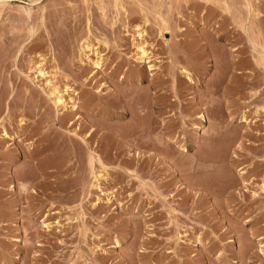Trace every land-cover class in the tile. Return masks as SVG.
I'll return each instance as SVG.
<instances>
[{"label": "rangeland", "instance_id": "1", "mask_svg": "<svg viewBox=\"0 0 264 264\" xmlns=\"http://www.w3.org/2000/svg\"><path fill=\"white\" fill-rule=\"evenodd\" d=\"M0 264H264V0H0Z\"/></svg>", "mask_w": 264, "mask_h": 264}, {"label": "bare ground", "instance_id": "2", "mask_svg": "<svg viewBox=\"0 0 264 264\" xmlns=\"http://www.w3.org/2000/svg\"><path fill=\"white\" fill-rule=\"evenodd\" d=\"M26 11V13H27V10H25ZM28 14V13H27ZM27 16V15H26ZM30 37V36H29ZM15 38V37H14ZM255 45V44H254ZM83 47V46H82ZM140 53V52H139ZM260 53V52H259ZM143 55V54H142ZM263 56V55H262ZM38 71V70H37ZM39 73L40 74H42V75H44V72L43 71H41V70H39ZM221 87V86H220ZM62 99V98H61ZM61 99L60 98H58L56 101H55V104H56V102L57 103H59V102H61ZM73 105V104H72ZM74 106V105H73ZM63 107V106H62ZM76 108V107H75ZM59 113V112H58ZM59 115V114H58ZM61 115V114H60ZM43 138V137H42ZM165 145V144H164ZM224 149V148H223ZM89 154H90V152H89ZM92 159H93V157L91 156V155H89V157H88V161L90 162V163H92ZM95 159V158H94ZM91 166V165H90ZM62 168V167H61ZM29 169H31V168H29ZM31 172V171H30ZM25 174V173H24ZM27 174V173H26ZM25 174V175H26ZM32 174H33V172H32ZM31 174V175H32ZM21 176H23V175H21ZM33 176V175H32ZM31 177V176H30ZM23 179V178H22ZM18 180V179H17ZM32 180H33V178H32ZM22 181V180H21ZM23 182H25V181H23ZM29 182V181H28ZM24 185H27V184H23V186ZM231 185V184H230ZM22 186V185H21ZM23 186L21 187V188H23ZM25 188V187H24ZM32 188V187H31ZM35 189V188H34ZM35 192V191H34ZM18 202V201H17Z\"/></svg>", "mask_w": 264, "mask_h": 264}]
</instances>
